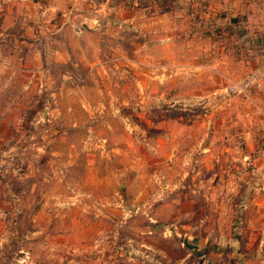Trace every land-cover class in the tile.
I'll use <instances>...</instances> for the list:
<instances>
[{"label":"rangeland","instance_id":"1","mask_svg":"<svg viewBox=\"0 0 264 264\" xmlns=\"http://www.w3.org/2000/svg\"><path fill=\"white\" fill-rule=\"evenodd\" d=\"M59 5L5 107L0 264H264V100L215 96L264 84V0Z\"/></svg>","mask_w":264,"mask_h":264},{"label":"crops","instance_id":"2","mask_svg":"<svg viewBox=\"0 0 264 264\" xmlns=\"http://www.w3.org/2000/svg\"><path fill=\"white\" fill-rule=\"evenodd\" d=\"M60 2L61 0H0V138L6 136V127L13 120L5 108L15 104L14 95L10 93L16 88L26 87L33 77L34 81L38 80V72L27 70L29 62H34L29 65L30 68L32 65L36 69L39 67L38 55L35 54L33 59L24 55L26 43L41 40L43 28L48 27L45 24L49 22L47 19L51 16L50 11L59 10ZM260 95L259 101L264 100V94ZM239 99L240 97L234 100V107ZM248 100L250 99L246 101ZM249 102L255 105L253 99ZM258 109L263 110L261 106ZM6 173L8 171L0 167V189L4 191L7 185L3 174ZM3 197L5 194H0V214L1 204L5 203Z\"/></svg>","mask_w":264,"mask_h":264},{"label":"built area","instance_id":"3","mask_svg":"<svg viewBox=\"0 0 264 264\" xmlns=\"http://www.w3.org/2000/svg\"><path fill=\"white\" fill-rule=\"evenodd\" d=\"M253 89L264 94V84L258 79L249 78L238 83H230L222 92L215 93V96L222 98L223 104L230 109L236 98L241 97L248 99L249 93Z\"/></svg>","mask_w":264,"mask_h":264},{"label":"water","instance_id":"4","mask_svg":"<svg viewBox=\"0 0 264 264\" xmlns=\"http://www.w3.org/2000/svg\"><path fill=\"white\" fill-rule=\"evenodd\" d=\"M232 22H236V19H233ZM183 244H184L188 249H191V250H194V251L198 252V251H197V247L188 244L187 241H183Z\"/></svg>","mask_w":264,"mask_h":264},{"label":"trees","instance_id":"5","mask_svg":"<svg viewBox=\"0 0 264 264\" xmlns=\"http://www.w3.org/2000/svg\"><path fill=\"white\" fill-rule=\"evenodd\" d=\"M235 19V18H234ZM233 19H230V22L232 23V27H240L241 23H239V20L236 19V22H232ZM218 29H215V31ZM219 32V31H218ZM254 40V39H251Z\"/></svg>","mask_w":264,"mask_h":264}]
</instances>
